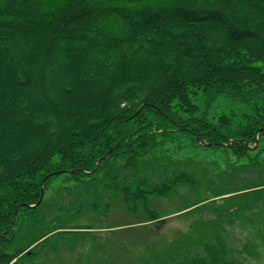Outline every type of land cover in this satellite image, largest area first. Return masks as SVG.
Segmentation results:
<instances>
[{"label": "trees", "instance_id": "trees-1", "mask_svg": "<svg viewBox=\"0 0 264 264\" xmlns=\"http://www.w3.org/2000/svg\"><path fill=\"white\" fill-rule=\"evenodd\" d=\"M55 1L0 0V264L86 241L89 264H157L92 233L116 208L191 217L159 264H264V0ZM221 95L249 111L210 118ZM167 146L218 151L228 178Z\"/></svg>", "mask_w": 264, "mask_h": 264}, {"label": "rangeland", "instance_id": "rangeland-1", "mask_svg": "<svg viewBox=\"0 0 264 264\" xmlns=\"http://www.w3.org/2000/svg\"><path fill=\"white\" fill-rule=\"evenodd\" d=\"M63 1V0H61ZM175 0H116L113 1V4L117 5H128L130 7H140L147 4H169L173 3ZM60 2V1H58ZM55 0H42V5L44 8L55 6L57 3ZM249 104L243 103L238 99L231 98L227 95L219 96L211 105L209 109L208 116L212 119H215L220 114H230L231 112H247L249 111ZM202 109L203 106L200 105ZM174 150L175 158H184L187 156L196 157L198 160L199 169L204 171L208 170L207 178H211L212 181L210 184H217L220 181L228 178L230 173L229 167L224 164V161L221 160V156L216 150L211 149H198L192 151L191 148L185 147L182 151L176 152V150L170 146L164 148V150L169 151ZM159 150V148H158ZM157 150V151H158ZM162 150L160 151V153ZM233 158V156H232ZM242 177H247L248 179H252L253 176L247 173H243L238 181L242 179ZM71 179L68 176H59L57 177L50 185L47 192L52 191H61L63 188H67L71 185ZM215 186V185H214ZM213 188V186H211ZM204 191V190H202ZM207 195V193H205ZM212 214H208L206 217H210ZM109 221L104 220L100 222L94 230L95 234H101V237H105L106 239H110L111 242L118 241V243L113 245H105V247L109 250L116 249L120 244L131 246L135 249L134 253L131 251L130 254L135 258L141 256L144 258L146 256L152 257L151 255H157L158 263L160 262V249L163 245V242L170 240L176 233L180 231H186L188 220L191 217L186 218L185 214L181 212H176L170 214V217L164 218L162 220H158L155 222H136L132 217H130L123 209L116 208L112 211L109 216ZM114 225L113 227H109ZM159 225V226H158ZM104 238L100 239L99 242L104 243ZM150 241V242H149ZM90 241H86L83 246L77 247L73 253L68 250H62L63 262L68 264H89L90 252L93 249ZM111 246V247H110ZM135 254V255H134ZM102 255V254H101ZM99 255V256H101ZM92 256V260H93ZM31 262H24L19 264H40L39 259L30 258ZM149 263V259L146 260ZM122 264V263H119ZM126 264V261L124 262ZM143 264V263H139Z\"/></svg>", "mask_w": 264, "mask_h": 264}]
</instances>
